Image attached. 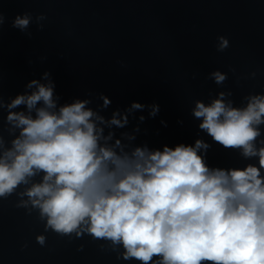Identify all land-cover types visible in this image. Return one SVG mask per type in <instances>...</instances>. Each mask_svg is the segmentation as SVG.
<instances>
[{
  "label": "clouds",
  "instance_id": "9594fccd",
  "mask_svg": "<svg viewBox=\"0 0 264 264\" xmlns=\"http://www.w3.org/2000/svg\"><path fill=\"white\" fill-rule=\"evenodd\" d=\"M47 19L25 11L11 27L31 39V25L42 31ZM6 20L0 12V29ZM229 47L217 37V52ZM207 79L224 88L228 73L213 70ZM232 96L221 90L193 101L190 114L211 143L197 138L161 149L136 143L140 125L159 114L156 102L132 101L110 115L103 92L62 103L47 70L7 99L0 89V201L15 196L16 208L36 214L41 247L52 232L69 241L88 236L138 264H264V93L249 92L239 106ZM145 110L148 117L136 116ZM213 145L256 162L210 165Z\"/></svg>",
  "mask_w": 264,
  "mask_h": 264
}]
</instances>
